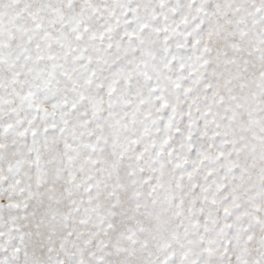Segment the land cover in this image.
Here are the masks:
<instances>
[{
	"label": "clouds",
	"instance_id": "obj_1",
	"mask_svg": "<svg viewBox=\"0 0 264 264\" xmlns=\"http://www.w3.org/2000/svg\"><path fill=\"white\" fill-rule=\"evenodd\" d=\"M81 260L264 264V0H0V264Z\"/></svg>",
	"mask_w": 264,
	"mask_h": 264
},
{
	"label": "snow or ice",
	"instance_id": "obj_2",
	"mask_svg": "<svg viewBox=\"0 0 264 264\" xmlns=\"http://www.w3.org/2000/svg\"><path fill=\"white\" fill-rule=\"evenodd\" d=\"M200 10H201V9H197V11H200ZM259 11H260V9L257 8V12H259ZM181 22L183 23L184 21H181ZM194 42H198V41H194ZM109 91H111V89H110ZM186 91H187V90H186ZM205 114H207V112H206ZM234 115H235V113H234ZM33 134H34V133H33ZM66 147H67V145H66ZM218 155H219V156H222L223 153H218ZM224 211L227 213V212H228V209L225 208ZM205 251L208 252L209 254H212L214 250H213L212 248H206ZM224 251H225V254H227L228 252L231 251V248L227 245V243L225 244ZM79 264H84L83 260L79 261Z\"/></svg>",
	"mask_w": 264,
	"mask_h": 264
}]
</instances>
